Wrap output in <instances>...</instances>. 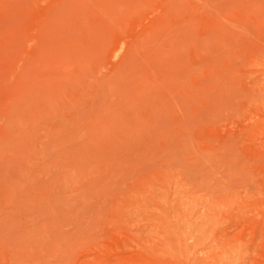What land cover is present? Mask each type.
Instances as JSON below:
<instances>
[{"label": "rangeland", "instance_id": "rangeland-1", "mask_svg": "<svg viewBox=\"0 0 264 264\" xmlns=\"http://www.w3.org/2000/svg\"><path fill=\"white\" fill-rule=\"evenodd\" d=\"M0 264H264V0H0Z\"/></svg>", "mask_w": 264, "mask_h": 264}]
</instances>
